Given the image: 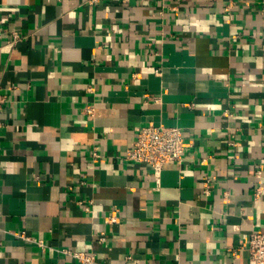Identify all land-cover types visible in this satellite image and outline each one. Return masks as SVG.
<instances>
[{
	"label": "crops",
	"instance_id": "crops-1",
	"mask_svg": "<svg viewBox=\"0 0 264 264\" xmlns=\"http://www.w3.org/2000/svg\"><path fill=\"white\" fill-rule=\"evenodd\" d=\"M0 95V264H248L264 0H0ZM149 122L186 145L158 178L125 158Z\"/></svg>",
	"mask_w": 264,
	"mask_h": 264
},
{
	"label": "built area",
	"instance_id": "built-area-1",
	"mask_svg": "<svg viewBox=\"0 0 264 264\" xmlns=\"http://www.w3.org/2000/svg\"><path fill=\"white\" fill-rule=\"evenodd\" d=\"M96 1V0H91ZM18 34L13 31L9 38V43L17 40ZM16 88L17 86H11ZM6 98L0 95V110L3 107ZM86 112H91V107L85 108ZM3 122L0 121V128ZM186 145L184 143V134L180 127L165 126L149 122L144 124L136 133L132 146L126 151L125 158L133 162L145 164L151 168L152 174L158 178L163 166L173 162L180 164L185 155ZM93 157L99 156L95 151L92 152ZM260 171L257 170L258 174ZM203 192H207L209 187V178H206L203 183ZM109 223H114L117 220V210L114 209L107 216ZM20 236L25 239H30L24 232ZM39 245L41 240H36ZM248 264H264V233L251 232L247 242ZM64 252L69 254L73 259L85 264H95L96 260L93 254L72 251L65 249ZM125 264H140L139 259L126 256Z\"/></svg>",
	"mask_w": 264,
	"mask_h": 264
}]
</instances>
